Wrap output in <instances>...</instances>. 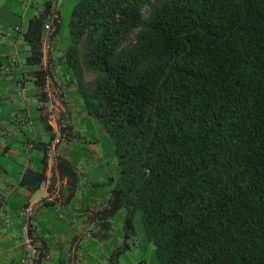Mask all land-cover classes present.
<instances>
[{
    "label": "trees",
    "instance_id": "16d2710c",
    "mask_svg": "<svg viewBox=\"0 0 264 264\" xmlns=\"http://www.w3.org/2000/svg\"><path fill=\"white\" fill-rule=\"evenodd\" d=\"M55 1L30 19L29 65L60 36ZM69 26L64 64L96 74L83 105L120 167L101 212L127 211L123 251L139 214L161 264H264V0H81Z\"/></svg>",
    "mask_w": 264,
    "mask_h": 264
},
{
    "label": "crops",
    "instance_id": "0c3cea01",
    "mask_svg": "<svg viewBox=\"0 0 264 264\" xmlns=\"http://www.w3.org/2000/svg\"><path fill=\"white\" fill-rule=\"evenodd\" d=\"M46 1L39 6L28 0L19 11L10 0H0V264H26L20 210L36 201L39 253L30 264H119L122 238L109 247V255L97 250L98 245L107 248L112 218L122 210L109 215L98 210L111 198L120 167L106 129L84 108L88 80L83 71L80 79L77 68L65 66L66 50L59 47L58 35L44 39L40 66L27 63L30 44L24 34ZM53 6L60 13L59 0ZM40 67L55 71L50 102L36 84ZM59 133L66 137L65 145L55 144ZM60 162L69 165L71 177L66 168L61 171ZM30 171H44L53 191L50 200L40 201V186L33 192L24 184Z\"/></svg>",
    "mask_w": 264,
    "mask_h": 264
},
{
    "label": "rangeland",
    "instance_id": "374dc122",
    "mask_svg": "<svg viewBox=\"0 0 264 264\" xmlns=\"http://www.w3.org/2000/svg\"><path fill=\"white\" fill-rule=\"evenodd\" d=\"M11 5L21 11L24 8L28 0H10ZM39 6H42L45 0H36ZM81 0H59L60 14L62 19V26L60 31V43L59 47L66 46L70 43V26L69 23L72 19L74 8ZM38 7V6H37ZM56 8V7H55ZM58 10V8H56ZM59 12V10L57 11ZM15 17H12V21H15ZM57 48V47H56ZM59 58H64L60 57ZM57 57V58H58ZM65 66H67L65 64ZM70 67V66H67ZM72 67V66H71ZM75 68V67H73ZM84 78L88 81L95 79L96 74L86 69H82ZM107 188V186H105ZM104 189V188H103ZM106 190V189H104ZM126 212L121 210L113 218V229L110 231L109 238L104 242L106 247H100L98 245V254L109 255V247L114 245V241L122 238V246L125 243V226H126ZM134 223L136 226L137 234L128 239L130 248L122 251L118 255L119 264H161L155 255V245L149 242L146 238L144 224L139 214L134 215Z\"/></svg>",
    "mask_w": 264,
    "mask_h": 264
},
{
    "label": "built area",
    "instance_id": "2783aa9c",
    "mask_svg": "<svg viewBox=\"0 0 264 264\" xmlns=\"http://www.w3.org/2000/svg\"><path fill=\"white\" fill-rule=\"evenodd\" d=\"M58 10L53 6L51 13L49 15V18L46 22L45 29L48 31V34L54 33L56 30L57 23L60 22V19H58ZM47 76V81L45 85L42 87L43 92L47 94L49 97V102L52 100V76L55 74V71L53 68H49ZM67 143L66 137L59 133L58 136L55 138V144L56 145H65ZM56 145L54 146V155L56 154ZM50 155V154H49ZM50 162H53V158H49ZM40 188L43 190L42 197L40 201L50 200L53 197V191L50 189V184L47 179L42 180L40 183ZM38 203L39 201H36L34 203H28L20 210V217L24 220V224L22 227V236L24 240V246H25V255L23 258L24 263L30 264V262L35 258V256L39 253V243L36 238V233L34 231L33 226V216L38 211ZM106 206V204H102L99 206L98 210H103V208ZM92 234V233H90Z\"/></svg>",
    "mask_w": 264,
    "mask_h": 264
}]
</instances>
